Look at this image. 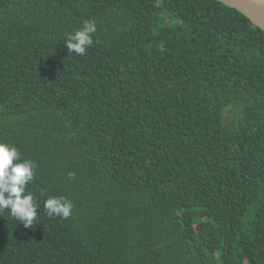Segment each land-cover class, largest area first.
<instances>
[{
    "label": "trees",
    "instance_id": "1",
    "mask_svg": "<svg viewBox=\"0 0 264 264\" xmlns=\"http://www.w3.org/2000/svg\"><path fill=\"white\" fill-rule=\"evenodd\" d=\"M0 142L39 205L0 264H264V31L218 0H0Z\"/></svg>",
    "mask_w": 264,
    "mask_h": 264
},
{
    "label": "clouds",
    "instance_id": "2",
    "mask_svg": "<svg viewBox=\"0 0 264 264\" xmlns=\"http://www.w3.org/2000/svg\"><path fill=\"white\" fill-rule=\"evenodd\" d=\"M96 32L95 22L85 20L81 29L66 34V48L76 55H84L93 45ZM36 167L34 161L22 159L14 145L0 142V211L8 210L25 228H32L37 219L39 205L34 195L27 191L35 178ZM73 176L74 173H68L69 179ZM43 208L49 218L68 219L74 205L67 197H49L43 201Z\"/></svg>",
    "mask_w": 264,
    "mask_h": 264
},
{
    "label": "water",
    "instance_id": "3",
    "mask_svg": "<svg viewBox=\"0 0 264 264\" xmlns=\"http://www.w3.org/2000/svg\"><path fill=\"white\" fill-rule=\"evenodd\" d=\"M248 17L252 23L264 31V0H218Z\"/></svg>",
    "mask_w": 264,
    "mask_h": 264
}]
</instances>
